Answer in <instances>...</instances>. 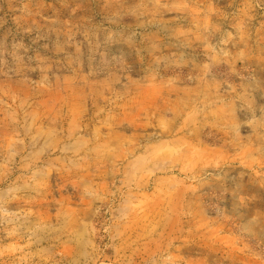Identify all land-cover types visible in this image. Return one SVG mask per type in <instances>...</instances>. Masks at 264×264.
I'll return each instance as SVG.
<instances>
[{
    "label": "rangeland",
    "instance_id": "rangeland-1",
    "mask_svg": "<svg viewBox=\"0 0 264 264\" xmlns=\"http://www.w3.org/2000/svg\"><path fill=\"white\" fill-rule=\"evenodd\" d=\"M0 264H264V0H0Z\"/></svg>",
    "mask_w": 264,
    "mask_h": 264
}]
</instances>
